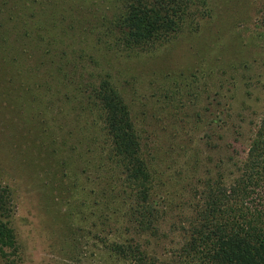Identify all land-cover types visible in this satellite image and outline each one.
I'll return each mask as SVG.
<instances>
[{"label": "rangeland", "instance_id": "obj_1", "mask_svg": "<svg viewBox=\"0 0 264 264\" xmlns=\"http://www.w3.org/2000/svg\"><path fill=\"white\" fill-rule=\"evenodd\" d=\"M207 9L125 50L115 0H0V196L19 246L0 264H125L111 244L129 236L167 260L207 184L230 189L264 114V0ZM101 76L134 122L158 239L128 224L135 190L91 95Z\"/></svg>", "mask_w": 264, "mask_h": 264}, {"label": "trees", "instance_id": "obj_2", "mask_svg": "<svg viewBox=\"0 0 264 264\" xmlns=\"http://www.w3.org/2000/svg\"><path fill=\"white\" fill-rule=\"evenodd\" d=\"M115 1L118 13L112 28L117 47L125 50L153 46L183 29L193 30L208 10L207 0ZM91 95L99 103L112 152L135 190L136 208L128 224L134 234L158 239L161 209L148 200L150 174L129 108L108 76L99 78ZM200 206L189 226L181 227L179 247L167 260L148 251L149 241H136L134 236L114 242L111 250L125 264H264V114L239 177L229 190L208 183ZM18 250L10 213L0 196V252Z\"/></svg>", "mask_w": 264, "mask_h": 264}]
</instances>
